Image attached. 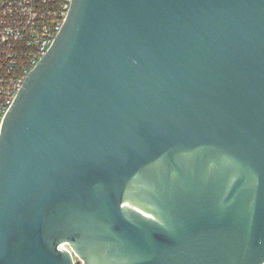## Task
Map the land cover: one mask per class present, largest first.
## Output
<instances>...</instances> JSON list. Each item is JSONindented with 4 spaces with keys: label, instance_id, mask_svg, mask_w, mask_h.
<instances>
[{
    "label": "water",
    "instance_id": "95a60500",
    "mask_svg": "<svg viewBox=\"0 0 264 264\" xmlns=\"http://www.w3.org/2000/svg\"><path fill=\"white\" fill-rule=\"evenodd\" d=\"M56 35L2 121L0 264H264V0H70Z\"/></svg>",
    "mask_w": 264,
    "mask_h": 264
},
{
    "label": "built area",
    "instance_id": "2783aa9c",
    "mask_svg": "<svg viewBox=\"0 0 264 264\" xmlns=\"http://www.w3.org/2000/svg\"><path fill=\"white\" fill-rule=\"evenodd\" d=\"M70 0H0V130L23 85L62 28ZM63 246V245H62ZM73 263L79 260L64 244Z\"/></svg>",
    "mask_w": 264,
    "mask_h": 264
},
{
    "label": "bare ground",
    "instance_id": "6f19581e",
    "mask_svg": "<svg viewBox=\"0 0 264 264\" xmlns=\"http://www.w3.org/2000/svg\"><path fill=\"white\" fill-rule=\"evenodd\" d=\"M64 247V244H63V246H62V248Z\"/></svg>",
    "mask_w": 264,
    "mask_h": 264
}]
</instances>
